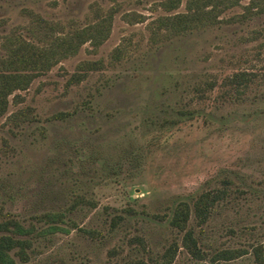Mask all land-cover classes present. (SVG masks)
Masks as SVG:
<instances>
[{"label":"rangeland","instance_id":"rangeland-1","mask_svg":"<svg viewBox=\"0 0 264 264\" xmlns=\"http://www.w3.org/2000/svg\"><path fill=\"white\" fill-rule=\"evenodd\" d=\"M166 1L0 0V56L13 33L46 43L39 20L67 32L112 11L99 44L14 90L0 116V213L35 226L17 264H157L172 242L170 264H258L255 245L264 255V11L240 0L169 34L158 18L187 0ZM238 70L255 75L236 88ZM223 186L201 230L188 221L206 252L194 258L173 208ZM45 211H61L66 229L40 232ZM222 248L244 252L211 259Z\"/></svg>","mask_w":264,"mask_h":264},{"label":"trees","instance_id":"trees-1","mask_svg":"<svg viewBox=\"0 0 264 264\" xmlns=\"http://www.w3.org/2000/svg\"><path fill=\"white\" fill-rule=\"evenodd\" d=\"M240 0H187V10L167 14L158 18L167 33H181L187 29L201 26L217 20V15L225 8L238 3ZM166 7L177 6L179 0L166 1ZM165 4V3H164ZM247 11H264V0H249L245 4ZM112 11H108L94 24L71 31L63 32L61 27L54 22L39 20V28L36 34L40 40H46L44 44H37L21 36L19 33L6 35L5 55L0 56V116L7 110L8 96L16 89H25L31 80L47 70L62 56L74 53L80 44L85 41L99 44L108 34ZM159 23V24H160ZM85 68L98 67L99 61H87ZM82 72H74L72 75L79 79ZM254 72L238 70L230 76L236 88L246 85L254 76ZM18 95V94H15ZM14 95V96H15ZM15 118L25 116L24 110H17ZM227 195V187H218L212 190L200 192L193 200L192 205L186 200H180L173 208L170 223L178 230L183 231L182 245L197 259H203L206 252L198 243L197 236L188 221L193 215L200 230L207 220L216 203ZM47 224L40 232H50L66 229L60 223L63 222L61 211H45L37 216ZM35 230L33 224H22L14 217H5L0 213V264H17L15 255L20 260H26L27 247L31 245L30 237L26 236ZM178 245L172 242L164 251L161 260L157 264H170ZM244 252L242 248H222L212 254L211 259H232ZM255 259L258 264H264L263 248L254 246Z\"/></svg>","mask_w":264,"mask_h":264}]
</instances>
